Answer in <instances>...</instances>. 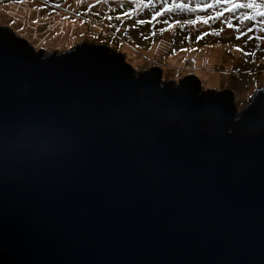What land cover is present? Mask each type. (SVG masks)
<instances>
[{
	"label": "water",
	"instance_id": "1",
	"mask_svg": "<svg viewBox=\"0 0 264 264\" xmlns=\"http://www.w3.org/2000/svg\"><path fill=\"white\" fill-rule=\"evenodd\" d=\"M0 264H264V84L237 112L0 24Z\"/></svg>",
	"mask_w": 264,
	"mask_h": 264
},
{
	"label": "rangeland",
	"instance_id": "2",
	"mask_svg": "<svg viewBox=\"0 0 264 264\" xmlns=\"http://www.w3.org/2000/svg\"><path fill=\"white\" fill-rule=\"evenodd\" d=\"M152 2L156 3V0ZM180 2L194 6L207 0ZM167 3L171 4L172 0ZM162 7L163 0L156 3V8L149 7L143 12L139 11L140 0H0V24L10 27L34 50L44 46L48 53L66 50L75 43L101 44L109 51L120 53L134 72L154 66L159 69L163 81H177L193 74L202 90L230 89L234 107L239 112L254 90L264 84V32L260 31L264 28L260 20L264 18H257L253 32L247 34L253 39L247 44V35L236 39V30L222 25L220 20L209 25L197 21L183 30L173 23L212 15L214 11H220L219 7L204 12L166 14L151 24L136 23L137 20H150L152 12ZM241 11L244 10H237L232 15ZM118 15L120 19H116ZM228 15L224 13L222 19ZM165 19L173 24L172 28L162 23ZM232 23L238 25L239 31H246L253 24L252 21L241 24L238 19H233ZM221 27L223 31L219 36L208 34L196 39L202 33ZM235 46L243 51H238Z\"/></svg>",
	"mask_w": 264,
	"mask_h": 264
},
{
	"label": "snow or ice",
	"instance_id": "3",
	"mask_svg": "<svg viewBox=\"0 0 264 264\" xmlns=\"http://www.w3.org/2000/svg\"><path fill=\"white\" fill-rule=\"evenodd\" d=\"M160 0H156V3H159ZM156 3H153L152 0H147V2H144V0H140V8L139 11L143 12L145 9L156 8ZM219 7L220 11H214L212 15L208 16H196L195 19H185L182 23L180 20H175L173 23L179 25V27L183 30L186 25H194L197 23V21L202 22L205 25H209L212 22H215L217 20H220L222 22V25H226L228 28H234L237 32L236 39H240L242 36L247 35L248 33H252L254 28L256 27V21L258 17L264 18V0H207L206 3L200 4L197 3L194 6H190L187 3L180 2V0H172L171 4L167 3V0H163V7L160 8L159 11H153L151 14V19L148 21L145 20H137V24H145L149 23L151 24L152 21H156L157 17L166 15V14H172V13H195V12H204L207 9H215ZM237 10H244L239 12L238 15L234 16L232 13H235ZM224 13H229L226 19H222ZM123 15H128V13H124ZM121 17L118 15L116 19H120ZM108 19H111V17H108ZM233 19H238L241 24H243L245 21H252V27H248L246 31H239L238 25H233L232 21ZM165 25L168 26V28H172L173 24L169 22L168 19H165L162 21ZM261 24H264V19L260 20ZM161 32L165 31V29H160ZM223 31V27H221L220 30H211L210 33H202L201 35L197 36L196 39L200 40L203 38V36L212 34L215 36H219L221 32ZM260 31L264 32V28H261ZM155 35V33H153ZM188 37H185L187 39ZM253 39L252 35H247V40L245 41V44H247L248 41H251ZM256 39H260L259 36H256ZM238 51H243V49H240L238 46H235ZM245 55H251L254 53H244Z\"/></svg>",
	"mask_w": 264,
	"mask_h": 264
}]
</instances>
